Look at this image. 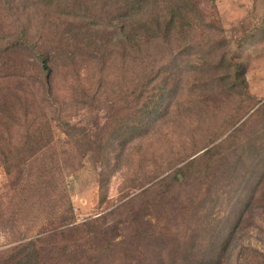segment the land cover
Instances as JSON below:
<instances>
[{
  "label": "rangeland",
  "instance_id": "1",
  "mask_svg": "<svg viewBox=\"0 0 264 264\" xmlns=\"http://www.w3.org/2000/svg\"><path fill=\"white\" fill-rule=\"evenodd\" d=\"M55 3L0 0V49L6 48V41L21 24L29 26V34L44 30L47 35L50 30L58 37L65 25L64 19L53 13ZM196 3L203 19L213 23L208 36L225 47L224 65L234 60L240 64L245 85L240 86L231 74H193L199 64L193 49L185 59L191 62L189 67L179 62L181 90L172 97L167 117L152 114L146 118L153 121L147 132L134 129L130 142L116 147L112 140L120 142L121 134L128 131L124 120L136 110L144 111L140 103L149 102L147 97L158 84L148 81L151 76L143 59H137L135 66L140 65L135 69L117 61L110 70L117 76H105L106 83L99 91L102 97L98 93L92 102L86 100L91 107L80 110L69 106L72 103L65 96L68 86L63 76L59 72L51 76L60 111L49 95L43 94L27 48L9 47L0 52V106L2 102L6 105L0 108L1 155L15 161L32 153L17 150L23 143L32 146L35 135L31 134H39L41 144L51 142L36 155L40 160L32 169L14 166L8 174L0 163V256L20 242L39 239L43 242L38 246L44 243L43 249L46 247L43 259L46 255L54 260L62 255V243L60 238L46 239L52 229L68 231L112 211L105 222L108 227L116 219L126 222L108 233L109 253L98 252L97 246L95 252L92 249L90 254H102L93 264L263 261L264 203L255 199L250 215L242 217L241 229L233 230L240 209L264 187V0ZM186 45L197 47L196 42ZM186 45L174 41L171 50L175 48L177 53ZM98 69L92 67L76 77L96 79L98 76L91 75ZM208 79L218 81L213 92L203 87ZM94 86L92 81L86 88ZM101 98L114 99L116 104L105 107ZM207 149H212L210 155L199 159ZM67 218L72 222L67 224ZM83 241L79 239L78 244Z\"/></svg>",
  "mask_w": 264,
  "mask_h": 264
},
{
  "label": "trees",
  "instance_id": "2",
  "mask_svg": "<svg viewBox=\"0 0 264 264\" xmlns=\"http://www.w3.org/2000/svg\"><path fill=\"white\" fill-rule=\"evenodd\" d=\"M54 1L56 3L53 13H56L59 18H63L62 23L65 25L61 32H57L59 33L58 37L55 31L50 30H47V35H44V30L40 29V32L35 33V35L31 32L29 34V26L21 24L14 29L11 38L9 37L6 41V48L3 47L0 52L7 50L9 47L21 48L22 46L27 48L32 54V58H34L37 73L40 75V86L43 94L49 95V99H52V103L57 107L60 101L56 100L54 82L51 76H58L59 72L63 76L64 84L68 86L65 89L68 94L65 96L71 101L72 104L69 106L73 107L74 110L84 109L86 106L91 107L92 103H88L86 100L92 102L96 99L98 93L102 97L99 91L104 85L105 76H117L110 71L114 66H117V61L121 66H128L129 69L130 65L135 69L137 65H140L138 63L135 66L137 59H143L145 67L149 70L148 76H151L148 81L154 82L153 85L156 82L158 84L156 83L157 85L152 89L154 95L150 94L147 97L149 102L140 103L144 111L138 112L136 110V114L124 120L128 122L126 123L128 131L124 135L121 134L122 140L120 142L116 139L112 140L115 147L130 142L131 137L129 135L134 129L140 131L145 128V132H147L153 121L151 119L146 120V118H150L149 116L152 114H158L159 117L163 116L162 118L169 114V109L173 105L172 97L177 91L181 90V80L177 77L179 76V62L182 61V65L184 61V67H189L191 62L188 63L185 59L190 58L188 56L193 49L196 50V58L199 59L197 65L199 70L197 68L198 71L194 70L193 74H196V76H227L231 74L240 86L245 85L242 66L235 62L234 58L230 65H224L225 55L223 53H225V47L214 36H208L213 28L211 27L213 23L203 19L197 8V0ZM96 2L98 3L95 5ZM27 20L28 23L31 22L28 18ZM174 41L182 46L188 42L193 44L196 42L197 47H187L186 45V49L175 53V48L171 50ZM92 67L99 68L97 73L91 75L98 76L96 79H79L76 77L84 76L86 71ZM128 69L126 68L127 74ZM131 75H134L133 70ZM67 76H71V78L67 79ZM217 79L220 82L224 81L222 77ZM92 81L96 88L94 86L93 89L89 90L86 87H89ZM217 83L216 79H208L203 87L206 91L213 92L218 86ZM72 84L73 87H69ZM91 90L94 92L90 93ZM101 102V105L105 107H112V103L116 104L114 99L108 98L104 101L101 98ZM1 105L0 108L6 106L4 102ZM138 105L136 102V106ZM145 114L148 117H145ZM69 122L70 119L66 120L64 124ZM60 123L62 124V122ZM262 128H264V124ZM33 135H35V140L32 146L25 143L19 147L17 146L18 151H29L32 152L31 155L28 154L12 161L8 160L7 156H2L0 152V163L3 165L5 173L9 174L10 167L14 166H18L22 170L24 168L32 169L35 163L40 160L36 155L46 150L51 142L41 144L43 138L39 134H31L30 137H33ZM256 138L258 140V137ZM212 149L205 150L199 155V159L208 154L210 155ZM32 175L27 176L25 181H29ZM262 177L260 175V183H262ZM255 199L264 203V187L263 190L251 196V200L249 199L244 210L240 209L238 213L239 220L234 226V232L241 229L243 225L242 217L247 214L250 215L248 212L253 210ZM258 207L260 208L261 205L259 204ZM111 216L112 211L100 215L95 220L71 226L68 231L65 228L52 229L51 232L45 235L46 239L55 241L60 238L62 243L60 253L62 255L57 256L56 259L54 256V260L48 256L46 258V255L43 259L42 252L46 247L43 249L44 243L38 246L39 242H43V240L30 239L26 242H20L3 252V256H0V264H93L94 261L101 258L102 252L105 254L110 252L112 246H110L111 238L108 233L111 232V229L113 227L118 229V225L126 222V220L116 219L115 223L108 227L105 222ZM65 221L67 224L72 222L71 218H67ZM99 236L102 237L99 238ZM94 237L97 238V241ZM79 239H83L82 243L84 244H78ZM93 240H95V244ZM228 242H230V238L228 241L224 240L221 251L226 249ZM48 243L52 245L53 242ZM103 244V247L99 246ZM96 246L99 248L98 252L102 250L101 253L90 254L93 253L92 249ZM69 247H72V249L70 248L71 252L66 254V248ZM257 264H264V258L263 261Z\"/></svg>",
  "mask_w": 264,
  "mask_h": 264
}]
</instances>
